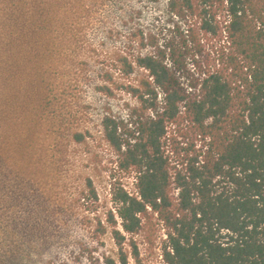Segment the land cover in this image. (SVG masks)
<instances>
[{
	"label": "rangeland",
	"instance_id": "374dc122",
	"mask_svg": "<svg viewBox=\"0 0 264 264\" xmlns=\"http://www.w3.org/2000/svg\"><path fill=\"white\" fill-rule=\"evenodd\" d=\"M43 1L56 39L8 58L1 15L19 0H0V264H103L120 253L128 264H160L164 230L155 215L136 234L121 228L111 189L134 191V174L116 169L101 120L129 122L132 88L147 74L128 66L147 52L141 37L164 44L180 22L168 0ZM38 2L17 9L39 12ZM189 39L185 68L175 71L187 89L195 67L212 69L219 58L216 38L195 26ZM176 138L192 140L184 132ZM109 212L124 235L120 245Z\"/></svg>",
	"mask_w": 264,
	"mask_h": 264
},
{
	"label": "trees",
	"instance_id": "16d2710c",
	"mask_svg": "<svg viewBox=\"0 0 264 264\" xmlns=\"http://www.w3.org/2000/svg\"><path fill=\"white\" fill-rule=\"evenodd\" d=\"M20 1L1 15L8 58L56 39L44 1L33 3L39 12L18 11ZM167 11L180 22L172 35L164 44L141 37L147 52L128 63L147 72L132 88L131 119L101 120L116 169L134 174V191L111 189L121 228L136 234L155 215L160 264H264V0H168ZM195 26L218 40L219 58L195 67L187 89L175 71L185 68ZM183 132L192 140L178 141ZM103 264H128L127 255Z\"/></svg>",
	"mask_w": 264,
	"mask_h": 264
}]
</instances>
